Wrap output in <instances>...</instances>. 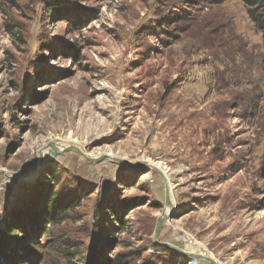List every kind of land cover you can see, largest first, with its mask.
Masks as SVG:
<instances>
[{"label": "rangeland", "instance_id": "1", "mask_svg": "<svg viewBox=\"0 0 264 264\" xmlns=\"http://www.w3.org/2000/svg\"><path fill=\"white\" fill-rule=\"evenodd\" d=\"M49 1L79 28L42 0H0V208L57 184L80 206L56 236L89 248L109 228L107 253L131 264H212L154 242L164 180L115 158L161 162L180 208L161 243L264 264V35L244 2ZM50 142L91 159L67 150L39 169Z\"/></svg>", "mask_w": 264, "mask_h": 264}, {"label": "trees", "instance_id": "2", "mask_svg": "<svg viewBox=\"0 0 264 264\" xmlns=\"http://www.w3.org/2000/svg\"><path fill=\"white\" fill-rule=\"evenodd\" d=\"M42 1L46 3L47 16H59L73 22L68 24L73 29L79 28L74 26L72 11L61 2ZM242 1L264 35V0ZM56 185L47 183L35 206H21L18 201L11 207L0 208V264H131L132 251L107 253L115 236L109 228L89 248L66 235L56 236V228L80 206L78 197L59 196ZM111 215L118 222L119 231H124L127 223L123 214L115 211Z\"/></svg>", "mask_w": 264, "mask_h": 264}, {"label": "water", "instance_id": "3", "mask_svg": "<svg viewBox=\"0 0 264 264\" xmlns=\"http://www.w3.org/2000/svg\"><path fill=\"white\" fill-rule=\"evenodd\" d=\"M67 150L78 151L79 153L83 154V156H85L87 159H91V158H89L87 156V154H85L77 146L68 145V146L59 148V147H57L55 145L54 142H50L47 153H45L43 150L40 151L41 162L39 163V169L42 167V164L45 161V159L47 160V159L54 158V157H56L58 155H62ZM112 158H115V157H112ZM115 159H118V160H120L122 162H125L126 164H129V165L134 166V167H142L143 172H148L150 169H154V170H156V171H158L160 173V175L162 176V178L164 180L165 189H166V207H168V208H166V210H164L162 215L158 218L156 229H155V234H154V242L155 243L162 244V245L168 246L170 248H173L177 252H179L181 254H185V255L191 257L193 260H195V259H204V260H207V261L211 262L212 264H221V263H219L217 260H215L214 258H212L209 255L193 252V251H190V250H185V249L180 248L179 246H177V245H175L173 243H170V242L161 243L159 241V236H160L161 230H162V228H163V226L165 224V221L168 218H171L173 216L174 212L180 210V208L175 207L174 203L172 202V198H171L172 189H171L169 181L167 180L166 176L164 175V173L160 169V167L156 166L155 164H152V163H147V164H145V163H133V162L126 161V160H123V159H120V158H115ZM0 171H3V170H0ZM9 176H11V175H9ZM17 179L18 180H22V178H17ZM168 210L170 212H167Z\"/></svg>", "mask_w": 264, "mask_h": 264}, {"label": "bare ground", "instance_id": "4", "mask_svg": "<svg viewBox=\"0 0 264 264\" xmlns=\"http://www.w3.org/2000/svg\"><path fill=\"white\" fill-rule=\"evenodd\" d=\"M65 145V144H64ZM66 146H68V145H66ZM60 147H65V146H60ZM151 163V162H150ZM153 164V163H152ZM156 166H158V167H160V169L162 170V171H164L166 174H167V171L165 170V168L163 167V165H162V163L160 162V163H157V164H155ZM163 172V173H164ZM164 173V175L166 176V178H167V180L169 181V183H170V186H171V182H170V178H169V175L167 174H165ZM171 189H172V186H171ZM172 202L174 203V198H172ZM194 244V246H193V248L191 249V251H193V252H206V248H204V247H201V245L200 244H198L197 242H194L193 243ZM195 250V251H194Z\"/></svg>", "mask_w": 264, "mask_h": 264}]
</instances>
